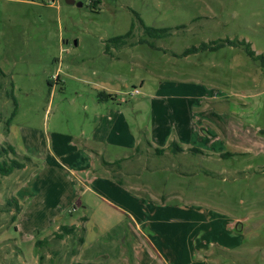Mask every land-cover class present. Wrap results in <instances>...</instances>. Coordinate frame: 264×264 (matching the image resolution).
Instances as JSON below:
<instances>
[{"label": "rangeland", "instance_id": "1", "mask_svg": "<svg viewBox=\"0 0 264 264\" xmlns=\"http://www.w3.org/2000/svg\"><path fill=\"white\" fill-rule=\"evenodd\" d=\"M74 1L0 0V264H264V0Z\"/></svg>", "mask_w": 264, "mask_h": 264}, {"label": "crops", "instance_id": "2", "mask_svg": "<svg viewBox=\"0 0 264 264\" xmlns=\"http://www.w3.org/2000/svg\"><path fill=\"white\" fill-rule=\"evenodd\" d=\"M141 86H143V82H141ZM94 89L101 90L103 93V96L110 95L111 100H113V98H114L113 95L117 93V87H115V86H113L107 82L103 83L101 86H99L98 88H94ZM147 98L149 101L156 100V99H160V100L174 99L177 101H182L183 99H186V100H194L195 101V100H198V98H200V97L197 94L190 93V90L188 92L187 88L181 87V88H176V90H172V91L166 90L164 92H161L160 94L157 91L155 94H148ZM99 100L100 101H102V100L107 101V100H110V98L101 97ZM154 113L155 112L151 111V117L153 116V118L156 116V115H154ZM167 113H171V111L168 110ZM155 121H157V120H155ZM136 130H138V132H140L139 129H136ZM177 138L179 140H181V142L183 144H185V145L189 144V143L185 142L179 135H177ZM140 142L141 141H139V139L136 140V143L140 144ZM145 142L147 144V147H150L156 153V150H162L161 148L167 149L168 146L170 147V145L168 143L173 142V137H172V135H170L169 132L163 135L161 132L160 133L159 132L154 133V131L152 129L151 135H149L148 139H146ZM94 143H95V145H99V143L96 141ZM134 146H135V144H134ZM108 160H112V159H108ZM123 161L124 160H120V159H118V161H117V163H119L120 167L125 166V168H126V169H120L119 168V170H118V173L120 176V181H121V183L123 182L122 186L127 187L136 193L145 192L143 189L147 188V185H143V184H140L138 182L137 173L134 174L135 170L133 169L136 164H139L138 163L139 160H126L125 162H123ZM168 161H172V160H168ZM106 163H109V162H106ZM106 165H109V164H105V167L103 166V168L105 169L104 171L110 173V171H108L109 167H106ZM130 165H133V166L130 167ZM135 228H136V230L141 229V227H139V226H136Z\"/></svg>", "mask_w": 264, "mask_h": 264}, {"label": "trees", "instance_id": "3", "mask_svg": "<svg viewBox=\"0 0 264 264\" xmlns=\"http://www.w3.org/2000/svg\"><path fill=\"white\" fill-rule=\"evenodd\" d=\"M95 3L98 4L99 2L95 1ZM132 30H133V26H131L130 31L127 32L125 35H123L121 37H115L111 41L115 42V43L123 44L124 40L131 36ZM144 31L146 33L155 34L157 32H164L165 30L164 29L159 30V29L144 27ZM229 44H233V42H229ZM203 48H204V46H203ZM195 51H196L195 48L191 49V52H195ZM245 52L249 57H251L253 59H258V56H256L254 54V52L250 49V47H248V46L245 47ZM260 63H261V66L264 67V59L263 58L261 59ZM0 74L3 75L1 72H0ZM100 97H107V98L111 99L110 95L103 96L102 93H100ZM15 114H16V111L14 110L11 113L10 118L6 122L7 130L9 128L11 120L15 116ZM162 152H163V150H156V153L158 155L161 154ZM9 154H12L13 157L9 158ZM15 156H18V155L16 154L14 148L11 145L7 144L6 146L0 148V178L8 177L13 172L18 171V170H22L26 167V164L29 162V159L26 157H23L22 160H17L14 158ZM11 204L14 205L16 212L20 211L21 208H20V205H19L17 199L13 198L10 202H8L7 205H11ZM82 220H84V218ZM75 229H76L75 226L60 227V233H56L54 235V238L57 240H62L65 236L70 235V234L72 235L74 233ZM78 241L82 244L83 238H79ZM46 242H47L46 240H43L41 242H38V245L45 244ZM86 264H94V263H86Z\"/></svg>", "mask_w": 264, "mask_h": 264}, {"label": "water", "instance_id": "4", "mask_svg": "<svg viewBox=\"0 0 264 264\" xmlns=\"http://www.w3.org/2000/svg\"><path fill=\"white\" fill-rule=\"evenodd\" d=\"M65 3L66 4H69V5H74L76 2L74 0H65ZM77 6L78 7H81L82 4L81 3H78ZM74 45H76V42H74Z\"/></svg>", "mask_w": 264, "mask_h": 264}, {"label": "built area", "instance_id": "5", "mask_svg": "<svg viewBox=\"0 0 264 264\" xmlns=\"http://www.w3.org/2000/svg\"><path fill=\"white\" fill-rule=\"evenodd\" d=\"M133 95H135V94H139V91L137 90V89H135V90H133V93H132Z\"/></svg>", "mask_w": 264, "mask_h": 264}]
</instances>
